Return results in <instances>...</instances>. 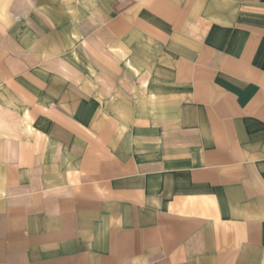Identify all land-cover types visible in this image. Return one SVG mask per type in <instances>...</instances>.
Returning a JSON list of instances; mask_svg holds the SVG:
<instances>
[{
    "label": "crops",
    "instance_id": "1",
    "mask_svg": "<svg viewBox=\"0 0 264 264\" xmlns=\"http://www.w3.org/2000/svg\"><path fill=\"white\" fill-rule=\"evenodd\" d=\"M35 3L0 0V264H264V0Z\"/></svg>",
    "mask_w": 264,
    "mask_h": 264
},
{
    "label": "rangeland",
    "instance_id": "2",
    "mask_svg": "<svg viewBox=\"0 0 264 264\" xmlns=\"http://www.w3.org/2000/svg\"><path fill=\"white\" fill-rule=\"evenodd\" d=\"M34 1L35 0H17L16 6H17V8H19V10H21V7L30 6L29 4H31L33 6L36 5V3L34 4ZM6 38H8V40H7L8 45H6V50H7V53L10 55L12 53V51H14L13 50L14 48L10 46V40H9L8 35Z\"/></svg>",
    "mask_w": 264,
    "mask_h": 264
}]
</instances>
